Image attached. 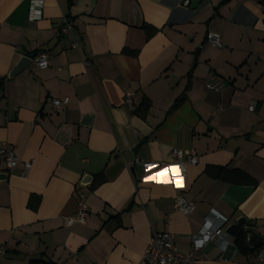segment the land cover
I'll return each instance as SVG.
<instances>
[{"label":"crops","instance_id":"0c3cea01","mask_svg":"<svg viewBox=\"0 0 264 264\" xmlns=\"http://www.w3.org/2000/svg\"><path fill=\"white\" fill-rule=\"evenodd\" d=\"M221 1L45 0L31 22L29 0H0V147L18 160L9 170L0 159V264H137L152 234L164 232L185 254L210 210L225 228L243 217L262 239L247 247L264 250V0ZM65 19L72 37L60 33ZM41 53L45 69L35 66ZM23 56L33 59L7 78ZM174 149L197 163L184 174L131 172L135 159L171 164ZM206 166L239 169L255 184L209 178ZM177 195L194 204L189 216L174 209ZM79 196L85 223L66 226ZM255 254H221L211 242L197 264H261Z\"/></svg>","mask_w":264,"mask_h":264},{"label":"built area","instance_id":"2783aa9c","mask_svg":"<svg viewBox=\"0 0 264 264\" xmlns=\"http://www.w3.org/2000/svg\"><path fill=\"white\" fill-rule=\"evenodd\" d=\"M45 0H29L28 20L36 22L41 20L43 16V7ZM60 33L72 37V23L65 19L60 27ZM207 43L213 48H220L221 41L215 33L207 35ZM79 42L72 38L71 48L78 49ZM35 66L39 69L49 67L50 57L47 53H41L35 57ZM220 88L218 84H207L206 89L217 93ZM134 92L127 91L124 94L123 104L126 107H131L134 99ZM52 105L55 108L68 104V98L52 99ZM253 110V105L248 108ZM173 162L171 164L162 165L154 162H144L135 159L134 164H140L143 172L149 170H159L163 168L176 167L181 174H184V165H195L197 157L191 154H185L180 150L174 149L171 152ZM0 159L6 164L9 170L17 166V157L12 149L6 143H2L0 147ZM31 168V163L23 164V171L26 173ZM78 211L74 218L66 219L65 225L68 226L74 222L85 223L87 211L82 197L77 198ZM174 209L180 212L183 216H189L194 210V204L187 202L182 195H177L174 199ZM227 224V219L218 214L214 210H210L203 219L201 228L189 237L190 247L187 253L181 254L173 243V235L170 233H153L149 243L145 247L141 258L137 264H197L199 255L202 250L211 242H216L221 254H226L229 250H235L234 240L228 238L224 234V229ZM5 253L4 247L0 246V257ZM255 258L258 263L264 264V250H257Z\"/></svg>","mask_w":264,"mask_h":264},{"label":"trees","instance_id":"16d2710c","mask_svg":"<svg viewBox=\"0 0 264 264\" xmlns=\"http://www.w3.org/2000/svg\"><path fill=\"white\" fill-rule=\"evenodd\" d=\"M231 0H222L221 5L228 3ZM264 4V1H261ZM146 30V34H149L151 30H148L147 27H144ZM183 100V97L178 98L171 107V111L174 110L178 104ZM149 108V102L144 100L135 113L140 116L144 117L147 113ZM204 174L212 179H219L225 183L229 184H236V185H254L255 181H253L247 174L240 171L239 169L230 167V166H223V167H216V166H206L204 169ZM100 178V177H99ZM247 235L244 231H240L236 237L234 238V246L235 248L243 253L249 254L253 252H257V250H251L246 245ZM29 264H45L42 260L31 261Z\"/></svg>","mask_w":264,"mask_h":264},{"label":"water","instance_id":"95a60500","mask_svg":"<svg viewBox=\"0 0 264 264\" xmlns=\"http://www.w3.org/2000/svg\"><path fill=\"white\" fill-rule=\"evenodd\" d=\"M186 1V0H185ZM33 59V56H23L21 57L18 62L15 64V66L12 68V70L8 73L7 78H12L13 76L17 75L18 73H20L25 67L26 65H28V63ZM2 81H0L1 83ZM143 142V141H141ZM141 143H139L138 145H136V147H134V149L132 150V153L135 152V150L138 148V146ZM131 172L133 173V175L136 178H141L142 174H143V168L140 164H136L134 166H132L130 168ZM246 224V220L243 217H239L235 220V222L233 224L228 225L225 229H224V234L228 237L234 240V238L236 237V235L240 232V231H244L247 235V244L249 246V248L251 249H256L258 248L261 244H262V239L255 234L250 228L245 227ZM254 224H250L249 227H253Z\"/></svg>","mask_w":264,"mask_h":264},{"label":"snow or ice","instance_id":"6c2138e0","mask_svg":"<svg viewBox=\"0 0 264 264\" xmlns=\"http://www.w3.org/2000/svg\"><path fill=\"white\" fill-rule=\"evenodd\" d=\"M174 170H175V171H178L177 169H174ZM154 179H156V182H157V183H160V182H161L158 178H155V177H154ZM163 182L168 183L169 181L165 180V181H163ZM176 186H177V187H180L181 184L178 182Z\"/></svg>","mask_w":264,"mask_h":264}]
</instances>
